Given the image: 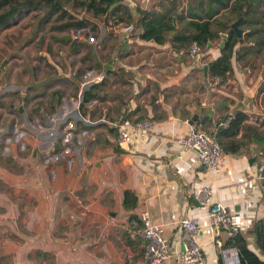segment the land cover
<instances>
[{
	"label": "crops",
	"instance_id": "obj_1",
	"mask_svg": "<svg viewBox=\"0 0 264 264\" xmlns=\"http://www.w3.org/2000/svg\"><path fill=\"white\" fill-rule=\"evenodd\" d=\"M234 1L207 18L218 8L214 0H122L119 22L108 14L93 20L97 38L88 27L76 30L85 37L70 59L86 50L74 68L84 78L103 75L99 97L77 119L68 105L67 118L74 121L62 132L46 120L47 127L34 131L36 142H27L30 155L0 152V264H148L138 232L143 208L170 244L164 264H178L177 222L183 216L203 218L198 242L205 264H219L216 236L204 220L207 207L194 198L202 186L228 207L259 253L249 231L264 217V32L246 39L250 28L240 25L245 33L233 47L232 72L217 85L203 67L221 55L226 40L220 33L227 30H217L198 62L179 56L172 41L175 32L193 30L187 21L224 20ZM144 12L172 21L166 40L141 38ZM73 15L87 18L88 12ZM236 111L245 116L241 126L234 135L219 136V143L241 146L224 151L219 171L208 170L176 142L193 115L195 127L217 136L219 122ZM143 118L153 121L148 137L119 144L116 124ZM125 191L133 196L127 204Z\"/></svg>",
	"mask_w": 264,
	"mask_h": 264
},
{
	"label": "rangeland",
	"instance_id": "obj_2",
	"mask_svg": "<svg viewBox=\"0 0 264 264\" xmlns=\"http://www.w3.org/2000/svg\"><path fill=\"white\" fill-rule=\"evenodd\" d=\"M73 11L80 16L84 10ZM41 13L30 10L0 29V152L13 156L30 155L27 142H36L34 131L47 127L46 120L62 132L74 121L67 118L68 105L72 104L76 117L83 88L93 84L88 82L92 74L84 78L83 72L79 75L74 68L75 60L77 64L86 50L70 59L73 42L78 44L79 38L85 37L83 30H52L57 21L41 23ZM95 40L89 42L94 44ZM23 97L29 98V103ZM21 142L26 143L23 150Z\"/></svg>",
	"mask_w": 264,
	"mask_h": 264
},
{
	"label": "trees",
	"instance_id": "obj_3",
	"mask_svg": "<svg viewBox=\"0 0 264 264\" xmlns=\"http://www.w3.org/2000/svg\"><path fill=\"white\" fill-rule=\"evenodd\" d=\"M218 4V8L206 13V17L210 18L213 14H216L220 8L228 6L230 0H214ZM122 0H0V29L7 26L11 21L16 18L24 16L26 12L30 10H41L39 22H49L54 19L55 25H52V30L57 31H75L79 28L88 27L89 31H95L96 24L93 20L100 18L108 14L110 18L116 19V22L121 20L120 12L124 10L122 7ZM75 8L85 9L86 12L90 13V17L75 18L73 13L69 11ZM127 13V11H126ZM145 13V12H144ZM234 15L231 16L230 14ZM242 14V0H235L230 10L227 13H223L225 16L224 20L214 19V21H187L185 24L192 27V31L188 34H184L182 31H177L172 36V41L176 43V53L180 49L187 51L189 44L192 41L198 42L201 46L206 45L207 42L213 38L218 37L217 30H227L228 37L221 50V55L216 59L208 62V74L212 77L220 76L224 77L226 74L230 75L232 72L230 59L233 52L234 45L241 39H237L232 29L229 28L230 23L237 19ZM226 19V20H225ZM260 18L255 16L249 17V23L256 24ZM139 24L143 28L141 38L146 40H154L156 42H162L166 40V33L172 32L174 26L172 21H164L162 19L148 18V13H145L144 17L139 20ZM215 28H214V27ZM264 32V29H262ZM256 31H253L254 33ZM249 34V33H248ZM249 36V35H247ZM259 43H264V38L259 40ZM72 50L77 51V46L73 42ZM91 53L88 52V57ZM100 82L91 84L87 89L82 92V102L79 103V110L83 114L86 111L84 106L86 103L99 97ZM53 110H51L52 112ZM234 118L230 122V125L226 129H221L217 134L219 142V136L234 135L238 128L241 126V122L244 119V115L236 111L233 113ZM230 146V147H229ZM224 146L225 152H238L241 144L232 142L231 145ZM132 193L129 191L124 192V203H129V199H132ZM135 204H131L134 206ZM264 218L258 220L255 227L249 232H255V228L258 224L263 223ZM256 245L260 250V241L255 239ZM224 246L236 247L239 255L240 264H264V255L261 256L259 253L252 250L249 246V239L247 238L246 232H240L236 236L231 237L223 243ZM219 264H222L220 260Z\"/></svg>",
	"mask_w": 264,
	"mask_h": 264
},
{
	"label": "built area",
	"instance_id": "obj_4",
	"mask_svg": "<svg viewBox=\"0 0 264 264\" xmlns=\"http://www.w3.org/2000/svg\"><path fill=\"white\" fill-rule=\"evenodd\" d=\"M203 50L204 46L192 41L187 51L180 49L177 54L198 62L203 56ZM91 79L88 82L97 83L103 79V75ZM221 81L222 77L220 76L212 77L214 85L221 83ZM233 118V113H228L219 122V126L223 129L228 128ZM116 127L118 143L125 144L135 139H146L153 128V121L143 118L130 123H118ZM176 142L183 150L194 152L195 160L208 170L219 171L225 152L217 141L215 134L190 124L189 130L182 136L177 137ZM194 198L200 206L207 207L204 220L211 233L216 236L214 242L218 259L222 264H240L236 247L224 246L218 236L219 231H225L229 239L241 232L228 207L214 201L213 190L207 186L197 188L194 192ZM138 219L140 222L138 232L144 243V258L148 264H164L170 257L171 247L164 237L161 225L151 221L150 213L146 208L139 211ZM202 220L203 218L200 216H183L178 220L177 224L181 232L180 250L177 252L176 257L178 264H205L202 247L198 242L202 230Z\"/></svg>",
	"mask_w": 264,
	"mask_h": 264
},
{
	"label": "water",
	"instance_id": "obj_5",
	"mask_svg": "<svg viewBox=\"0 0 264 264\" xmlns=\"http://www.w3.org/2000/svg\"><path fill=\"white\" fill-rule=\"evenodd\" d=\"M256 1L257 0H251V3H254ZM245 9H246V7H244V10ZM105 18H107V17H105ZM242 20H243V16L240 15L237 19H235L230 24V28L235 33L236 38H242L243 33H245L244 29L240 26ZM220 35L222 36V38L224 40H226L228 37V34H226V33H220ZM221 46H223V43H221ZM207 69H208L207 65H204V67H203L204 76H206V74H207ZM81 102H82V95H80V99H79V103H81ZM76 114H77V118H78V116H79L78 110H76ZM197 118H198V115H193L192 118L188 121L189 124H193ZM204 118H206V116L203 117V119ZM261 173H262V176L264 177V165L262 166ZM255 234H256L257 239L260 241V250L264 255V222L260 223L256 226ZM218 236L221 238L223 243L226 242V240L228 239V235L225 231H219Z\"/></svg>",
	"mask_w": 264,
	"mask_h": 264
},
{
	"label": "flooded vegetation",
	"instance_id": "obj_6",
	"mask_svg": "<svg viewBox=\"0 0 264 264\" xmlns=\"http://www.w3.org/2000/svg\"><path fill=\"white\" fill-rule=\"evenodd\" d=\"M244 7L246 9L244 10ZM243 20L241 21V26L242 27H248L250 28L249 34H252V29L253 31H262L264 29V0H257L254 3H251V0H242V14ZM255 16L257 18H260L256 24L254 23H249V17L250 16ZM246 39H249V36H247ZM264 46V43H263ZM24 101L28 102L29 98L27 99L26 97H23ZM29 103V102H28ZM21 111L22 108H19Z\"/></svg>",
	"mask_w": 264,
	"mask_h": 264
}]
</instances>
